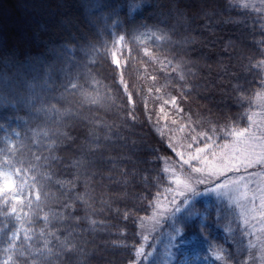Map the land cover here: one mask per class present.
<instances>
[{"label": "trees", "instance_id": "16d2710c", "mask_svg": "<svg viewBox=\"0 0 264 264\" xmlns=\"http://www.w3.org/2000/svg\"><path fill=\"white\" fill-rule=\"evenodd\" d=\"M245 5L0 0V165L8 172L30 161L29 183L35 174L41 192L36 202L34 186L32 206L21 201L16 213L0 203V258L5 233L19 229L23 239L27 229L33 247L21 259L28 264H179L186 255L187 264L195 256L250 264L249 252L257 264L251 237L213 198L209 206L195 201L191 217L177 214L189 240L178 247L168 242V217L147 240L141 234L157 200L173 194L174 137L204 146L203 136L193 139L197 125L221 115L231 128L251 126L264 90L257 75L264 74V14ZM241 72L243 109L230 99ZM153 84L161 91L150 92ZM165 92L177 105L162 103ZM205 220L209 239H193ZM141 246L151 253L146 260L136 255Z\"/></svg>", "mask_w": 264, "mask_h": 264}, {"label": "snow or ice", "instance_id": "6c2138e0", "mask_svg": "<svg viewBox=\"0 0 264 264\" xmlns=\"http://www.w3.org/2000/svg\"><path fill=\"white\" fill-rule=\"evenodd\" d=\"M183 3V0H180ZM247 7V5H245ZM264 7V4L261 5ZM120 41L124 40L123 36L119 37ZM115 46V43H114ZM117 52H113V61L119 66V61L116 59ZM251 73L252 69L249 66L247 69ZM260 76L261 86H264V74L257 73ZM236 86L232 88V96L230 99L233 103L238 106L239 109H243L246 106V100L248 99L244 93L246 91V85L248 83L247 76L241 72L236 78ZM153 80L156 77L153 76ZM243 80L245 83L241 84ZM121 83L123 78L121 77ZM183 85H181V100L187 95L183 92ZM149 91L160 92L161 88H157L155 84L149 87ZM167 99H162L163 104L171 103L177 105V96L169 95L164 93ZM161 113L164 112V108L161 107ZM211 111V110H209ZM192 114L188 119L192 120V123H197L196 119H193ZM242 118V117H241ZM231 120L235 122L236 116H232ZM201 128L200 132L196 133L193 137L195 140L198 136L204 137V147L197 148L196 152L199 155L203 153L205 149H215L212 151L213 157L218 160L217 165L208 172L207 175H197L190 177L189 180L177 189L172 190L173 194L171 199L168 201V209L165 212H160L156 206H154V217L163 219L165 214L171 220L169 227L172 231L168 233V242L173 247H178L183 241L188 240V233L185 231V227H177V214L181 213L182 210H186V216L191 217L193 215L192 209L194 208V201L196 197L203 194H215L217 198L223 197L229 185H232L236 180L240 179V169L243 168L245 172L249 167L254 164L264 168V129L259 130V134H253L250 132L248 127L244 128H231L229 125V117L219 116L213 119L207 120L203 125H197ZM207 128V131L204 129ZM219 141V143H217ZM257 149L259 155H257ZM182 155V153H181ZM19 166L12 168L10 171L5 172L3 166L0 165V203L6 206L5 214L10 210L11 213H16L17 209L21 206L20 202L25 201V207H31L33 204V187H37L35 192V201H40L41 192L38 186V177L33 174L31 175V183L28 180V174L34 173V169L31 167L30 161L20 160ZM197 173H201L202 169H196ZM231 173V175H229ZM249 175H255L250 173ZM179 185L180 182L177 181ZM202 187V191L200 190ZM158 204V200H157ZM261 206L264 207V193L261 195ZM38 207V204H37ZM170 209V210H169ZM264 216V213H261ZM16 219L21 221V217L17 216ZM160 219L156 220V223H160ZM183 219V218H181ZM35 222L34 220L32 221ZM187 221L185 220V224ZM213 223L220 224L218 218ZM210 225L205 220L200 225L199 232L193 236V239L203 238L209 239L210 236ZM7 239L5 240V247L2 249L4 256L0 258V264H28L26 260L21 258L32 249L31 237L28 235V230H24L23 239L20 238L19 229H12L10 233H5ZM43 235V232L41 233ZM147 240V237H144ZM47 241H45V247H47ZM251 247V244L249 245ZM36 252H41L39 248L35 249ZM41 255L43 253L41 252ZM136 255L147 259L151 253L144 251L143 246L136 249ZM248 259L250 264H256L255 255L249 252ZM260 262L264 264V244L261 245L260 251ZM132 264H141L140 261H133ZM240 264H244L241 260Z\"/></svg>", "mask_w": 264, "mask_h": 264}, {"label": "rangeland", "instance_id": "374dc122", "mask_svg": "<svg viewBox=\"0 0 264 264\" xmlns=\"http://www.w3.org/2000/svg\"><path fill=\"white\" fill-rule=\"evenodd\" d=\"M243 1L249 8L264 14V7H261L264 4V0ZM255 104L256 111L254 116H252V123L249 130L251 133L258 135L259 130L264 129V90L258 95ZM174 140L176 161H170L167 165V171L174 182V189L182 186L190 177L207 175L217 165L218 160L212 155V151L215 149H205L203 153L198 155L196 149L198 147L203 148L204 146H196L186 140L180 141L177 137H174ZM257 155H259L258 149ZM196 169H202L203 171L197 173L195 171ZM250 173H254L255 175H249ZM177 181L180 182L179 185ZM200 190H203L202 187ZM262 193H264V168L254 164L246 172L243 168L240 169V179L236 180L232 185H229L223 197L217 198L215 194L202 193L195 199V201L200 200L206 206H209L210 198H213L214 201L211 204L216 207L218 212L220 210L226 211L238 219L242 228L251 237V245L255 248L257 254V264H261L260 251L261 245L264 244V216L261 215V213H264V207L261 206ZM169 200L163 199L158 202L156 207L160 212L163 213L165 209H168ZM185 212L186 210L181 211L184 214ZM166 217V214L163 219L154 217L153 212L151 216L143 219L141 223L142 236L147 238L153 236L160 229ZM157 219H160L159 224L156 223ZM190 259L191 255H186L179 264H187ZM193 263L211 264L206 260L199 259L197 256H195Z\"/></svg>", "mask_w": 264, "mask_h": 264}]
</instances>
